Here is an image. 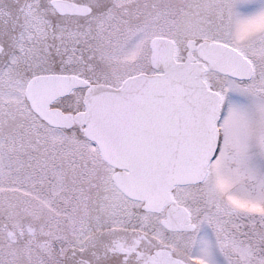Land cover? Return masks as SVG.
Returning a JSON list of instances; mask_svg holds the SVG:
<instances>
[{
    "label": "snow or ice",
    "instance_id": "6c2138e0",
    "mask_svg": "<svg viewBox=\"0 0 264 264\" xmlns=\"http://www.w3.org/2000/svg\"><path fill=\"white\" fill-rule=\"evenodd\" d=\"M0 264H264V0H0Z\"/></svg>",
    "mask_w": 264,
    "mask_h": 264
}]
</instances>
